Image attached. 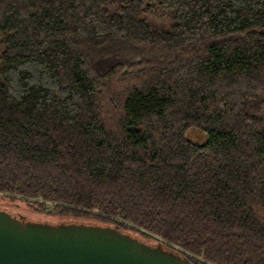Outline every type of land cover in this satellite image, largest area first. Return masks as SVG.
<instances>
[{
  "label": "trees",
  "instance_id": "obj_1",
  "mask_svg": "<svg viewBox=\"0 0 264 264\" xmlns=\"http://www.w3.org/2000/svg\"><path fill=\"white\" fill-rule=\"evenodd\" d=\"M0 192L264 264V0H0Z\"/></svg>",
  "mask_w": 264,
  "mask_h": 264
},
{
  "label": "water",
  "instance_id": "obj_2",
  "mask_svg": "<svg viewBox=\"0 0 264 264\" xmlns=\"http://www.w3.org/2000/svg\"><path fill=\"white\" fill-rule=\"evenodd\" d=\"M0 264H195L117 225L25 219L0 208Z\"/></svg>",
  "mask_w": 264,
  "mask_h": 264
},
{
  "label": "rangeland",
  "instance_id": "obj_3",
  "mask_svg": "<svg viewBox=\"0 0 264 264\" xmlns=\"http://www.w3.org/2000/svg\"><path fill=\"white\" fill-rule=\"evenodd\" d=\"M186 137L195 143H201L206 139V135L203 131L196 128H189L186 131ZM0 208L8 210L15 215H23L25 219L36 220V221H47V222H59V221H76V222H93L98 224H108L113 225L114 223H103L97 222L93 219L86 217H73V216H61L58 214H48L44 211H40L33 204H30L27 200L20 198H12L4 193L0 192ZM122 230V229H121ZM129 234L136 236L148 243L156 244L160 242L155 237L142 236L140 233L132 230H123ZM175 249V248H174ZM182 254V253H181Z\"/></svg>",
  "mask_w": 264,
  "mask_h": 264
}]
</instances>
